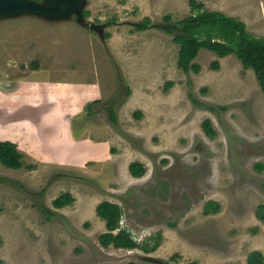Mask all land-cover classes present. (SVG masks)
I'll use <instances>...</instances> for the list:
<instances>
[{"label": "rangeland", "instance_id": "obj_1", "mask_svg": "<svg viewBox=\"0 0 264 264\" xmlns=\"http://www.w3.org/2000/svg\"><path fill=\"white\" fill-rule=\"evenodd\" d=\"M189 1L87 0L85 24L75 16L0 20V77L13 80L0 94L6 106H0V137L28 134L32 128L23 122L37 124L38 114L57 100L42 91L39 110L29 111L19 83L30 76L52 79L53 94L55 84L69 83L70 102L60 97L57 107L77 111L55 126L52 137L41 132L47 150L33 154L37 139H21L27 145L19 148L24 167L0 163L6 178L0 182V264H247L253 250L264 254V221L256 215L264 204V93L235 53L219 57L203 48L194 60L202 67L199 73L178 66L179 45L164 27V16L173 22L187 17ZM199 1L244 21L251 35L264 36V0ZM146 17L154 26L137 30ZM91 22L104 24V31L91 29ZM215 61L219 70L212 68ZM119 74L125 83H119ZM96 79L103 89L100 103H94ZM168 82L173 84L167 87ZM87 97L92 98L81 108ZM116 99L113 123L106 106ZM205 119L216 136L205 133ZM107 140L111 155L105 159ZM97 142L102 149L95 157ZM54 154L67 164L54 162ZM84 156L95 159L78 166ZM133 161L145 165L144 176L129 172ZM30 164L36 168L28 170ZM63 192L75 201L53 207ZM209 200L221 204L218 213L204 214ZM102 201L122 207L123 226L144 235L141 244L158 237L156 250L102 247L106 222L96 212ZM40 204L55 215L48 219Z\"/></svg>", "mask_w": 264, "mask_h": 264}, {"label": "trees", "instance_id": "obj_2", "mask_svg": "<svg viewBox=\"0 0 264 264\" xmlns=\"http://www.w3.org/2000/svg\"><path fill=\"white\" fill-rule=\"evenodd\" d=\"M191 14L187 17L173 22L170 15L164 16V27L167 32L174 35L173 41L179 45L178 66L186 73L193 70L199 73L202 69L200 64L194 60L201 49L205 48L217 54L219 57H226L235 53L241 60L245 69H252L264 93V36L255 37L247 31L246 23L236 17L227 15L222 11L209 10L203 1L190 0ZM89 15L85 11V16ZM154 26L149 17L139 22L136 29L139 31L147 30ZM214 70H219L220 62L215 61L212 64ZM120 84L125 83L121 74L118 76ZM173 82H168L167 87ZM131 89L127 86V97ZM192 102L196 105L202 104L195 99L192 93L189 94ZM101 100H95L94 103H100ZM118 100H112L107 104V110L111 122L117 123V114L115 105ZM91 106V105H90ZM88 106L86 109H90ZM210 110L215 111L214 107L209 106ZM203 129L209 137L216 136V130L213 128L212 121L205 119ZM24 155L15 142L0 140V163L12 169H21L25 166ZM28 170H34L35 164L27 165ZM129 172L135 177H142L147 170L140 161H133L129 165ZM6 178L0 176V182ZM23 187V186H22ZM75 201L70 192H63L52 201L55 208H63L71 205ZM40 210L50 219L56 212L44 204H40ZM221 210V204L217 201L209 200L205 203L204 214L218 213ZM96 212L106 222V231L99 236V242L102 247L109 248L113 246L117 249H135L141 248L146 252H152L159 246L158 237L153 236V243L139 244L132 238V233L126 228H122L120 221L123 216L122 207L114 202L102 201L96 207ZM257 218L264 221V204L258 206ZM175 254L173 257H176ZM127 264H175L164 260H153L151 262H129ZM189 264H198L192 261ZM247 264H264V254L261 250H253L247 259Z\"/></svg>", "mask_w": 264, "mask_h": 264}, {"label": "crops", "instance_id": "obj_3", "mask_svg": "<svg viewBox=\"0 0 264 264\" xmlns=\"http://www.w3.org/2000/svg\"><path fill=\"white\" fill-rule=\"evenodd\" d=\"M35 73H36V71L32 72L31 74H35ZM29 81H31L30 84L27 83ZM94 81L98 85V89H97V95H93V97L97 98V100H98V99H100L103 96V89H102L101 83H99L100 82L99 80L96 79ZM12 82H13V80L10 77H6V76L5 77H0V89L2 87V90H0V94L2 93L3 89L8 84H12ZM48 83H52V79H47V80L45 79V80L41 81V80H39L38 78H35V77L31 78V76H30L29 79L22 80L19 83V85L23 89H25V91H26V99H23L24 100L23 105H26L25 107L29 111L30 110H32V111L39 110V106H40V103H41L39 98H41L43 96L42 91H44L46 96L55 97V98H57V100L51 104L52 106L48 110H46V108H45V111H43L42 113L38 114L40 119L37 122V124H35L33 121L31 122L32 125L30 124V121L23 122L24 124L31 126V128H32L31 132H29L26 135H20V136H18L19 138H12L11 136H1L0 140H2V141L9 140V141L15 142V140L19 139L22 142V147L19 146V148L21 150H26L25 146H27V145L21 139H23V138H36L37 139V143L33 147H30V151L33 154H36L39 151V149L47 150L46 146L44 145V143H43V141L41 139V132H44V133L48 134L49 137H52L54 134L57 133V129L55 127L56 125L62 126V124L64 123L63 121H64L65 117L70 116L72 114H73L72 116H74L77 113V111H74L72 109H68L67 107H65V109H62V110L59 107H57L58 103L60 101H62V99L60 97H63L66 100L69 101L68 95L65 96L66 93H68V91H69L68 88L65 87V86L68 85L69 83H57V84H55V87L57 88L56 90H58L56 94H53L51 91H49ZM92 85L93 84L89 83L88 87H92ZM12 98H14V97L12 96ZM90 98H92V97H87V98H85L83 100V102H82L83 104H82L81 108L86 107V106H84V104ZM1 100L2 99L0 98V101ZM69 102H64V103H69ZM0 106L6 107L5 105H3L1 103H0ZM43 106H44V104H43ZM1 111H3V109H0V113H2ZM54 114H55V116H57L56 119H51V116L54 115ZM47 124L49 126H47ZM39 126H42V128L41 129H36ZM103 145L107 149V151H106L107 153H106V155L104 157L106 159V158L110 157V155H111V153L109 152L111 143L108 141V142L104 143ZM101 149H102V144L97 142V144L94 145L95 157L99 154ZM42 153H44V157L47 158V154L45 152H42ZM57 157L58 156L56 154H54V162H56L58 160V161H60V163H66V162L62 161V157H58L59 159ZM95 157L94 156L93 157L92 156L91 157L90 156H84L83 157L84 161L77 162V165L81 166V167L82 166H86V164H88L89 162L94 160Z\"/></svg>", "mask_w": 264, "mask_h": 264}, {"label": "water", "instance_id": "obj_4", "mask_svg": "<svg viewBox=\"0 0 264 264\" xmlns=\"http://www.w3.org/2000/svg\"><path fill=\"white\" fill-rule=\"evenodd\" d=\"M87 0H0V20L20 15H34L49 21L68 20L76 17L85 24V7ZM90 28L101 33L104 24L91 22Z\"/></svg>", "mask_w": 264, "mask_h": 264}, {"label": "built area", "instance_id": "obj_5", "mask_svg": "<svg viewBox=\"0 0 264 264\" xmlns=\"http://www.w3.org/2000/svg\"><path fill=\"white\" fill-rule=\"evenodd\" d=\"M120 225L122 228H125V226H123V222L121 220ZM132 238L139 244H141V242L144 240V235L141 236H137V234L132 233Z\"/></svg>", "mask_w": 264, "mask_h": 264}]
</instances>
